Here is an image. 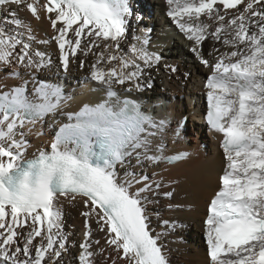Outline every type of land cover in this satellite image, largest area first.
I'll return each instance as SVG.
<instances>
[{"label": "snow or ice", "instance_id": "snow-or-ice-1", "mask_svg": "<svg viewBox=\"0 0 264 264\" xmlns=\"http://www.w3.org/2000/svg\"><path fill=\"white\" fill-rule=\"evenodd\" d=\"M166 3L167 15L210 70L206 121L223 137L226 166L204 222L209 264H264V0ZM18 11L48 19L65 73L73 60L85 66L80 55L94 56L88 78L104 96L67 113L50 151L25 158L27 146L17 131L55 115L70 97L54 84L39 83L31 93L27 81L0 84V264H61L68 234L58 197L80 198L87 209L78 264H168L159 237L151 234L147 207L162 185L134 170L145 161L167 159L157 138L166 121L157 122L115 90L119 85L126 93L142 92L144 72L161 59L148 51L146 34L121 49L131 15L128 0H0V70L10 69L11 76L52 63L33 48L30 24ZM209 40L228 50L213 46L210 61L202 54ZM92 217L105 234V247L93 236Z\"/></svg>", "mask_w": 264, "mask_h": 264}, {"label": "bare ground", "instance_id": "bare-ground-1", "mask_svg": "<svg viewBox=\"0 0 264 264\" xmlns=\"http://www.w3.org/2000/svg\"><path fill=\"white\" fill-rule=\"evenodd\" d=\"M149 1L151 5L144 0H128L132 13L136 14L139 2L142 3L140 8L145 13L151 11L147 22L152 25L153 33L147 35L150 41L147 48L149 52L158 54L161 59L157 66L144 72L141 78V84L144 87L142 92L126 93L119 85L115 90L120 96L138 99L144 108L152 111L157 122L165 118L169 119L157 137L162 144L164 156L178 151L189 153L184 160L173 165H168L161 159L155 162L145 161L142 168L134 169L148 175L150 183L155 180L162 185L159 194L152 196L153 202L147 206L151 219V234L159 237L158 243L162 245L168 264H208L207 241L205 231L202 229L205 230L208 201L220 188V177L226 166L223 150L218 144L209 141L201 125L200 115L204 106L203 98L198 92L202 90L200 84L204 75L210 70L191 51L192 42L187 40L167 15L169 6L166 0ZM18 18L30 24L36 39L33 48L47 53L52 63L49 68L31 74L18 69L20 76L9 75L10 69L6 73L0 72V84L15 86L27 81L29 93L39 83L54 84L63 89L66 97H70L55 115H49L36 121L35 124H26L23 129L17 131V139L23 140L27 146L25 158H33L38 151H50V144L57 129L68 122L67 113L78 111L84 104L94 105L102 99L104 93L96 82L88 78L90 64L95 60L94 56L85 58L80 55L79 59L85 60V66L81 68L79 60H73L69 71L65 73L60 67L59 49L52 39L56 33L50 27L48 19H33L26 11H18ZM144 20L145 18L141 16L133 20L134 29L121 41V47L136 43L135 37L143 39L146 34L142 33ZM164 32L169 35L162 37ZM40 40H46L48 43H38ZM213 46L221 48L222 51L228 50L219 43L206 41L202 46V54L210 61L213 57H210L208 53L212 52ZM166 65L176 67L177 71L171 72ZM149 84L151 87L147 86ZM181 115H187L189 119L182 128V134L175 137L171 128H174ZM189 120L191 126H189ZM20 131L24 133L22 137L19 135ZM35 134H42V136L36 138ZM201 141L206 143L205 148L200 147ZM117 172L121 177L124 175L123 168L118 167ZM158 172L160 173L157 176L153 175ZM169 191L172 192V196L168 198L164 193ZM173 206L175 208L171 209ZM57 207L62 217L63 214L74 217L78 215L79 220L85 218L82 213L87 210L80 198L73 201L69 197H58ZM164 220H168L169 224L164 225ZM89 223L92 225L94 238L99 239L101 246L105 247V234L96 230L95 218H90ZM191 226L198 227L197 231L202 234L196 235L197 232L192 231ZM81 229L85 231V226H81ZM68 240L72 245L68 248L67 254L63 255L61 264H78V255L76 257L75 253L80 251L76 245L79 239L74 227ZM82 240L78 241V245ZM96 259L102 261L104 258L97 256ZM117 264H124V262L118 260Z\"/></svg>", "mask_w": 264, "mask_h": 264}, {"label": "rangeland", "instance_id": "rangeland-1", "mask_svg": "<svg viewBox=\"0 0 264 264\" xmlns=\"http://www.w3.org/2000/svg\"><path fill=\"white\" fill-rule=\"evenodd\" d=\"M145 1V3H148V4H150L151 5V3H150V1L149 0H144ZM136 5H137V3H136ZM142 6V3L141 2H139V5H138V9H137V12H136V14L135 13H132L133 11H131V15H129V18L127 19V33H126V35L128 34V33H130L131 32V30H133L134 28H133V25H134V23H133V20L134 19H139V17L141 16V17H143V18H145V20H144V24H143V29H142V33H146V35H151L152 33H153V27H152V25H149V23L147 22V19H149V17H150V15H151V11H149V12H147V13H145V11H143L140 7ZM171 21H172V19H171ZM147 23V24H146ZM145 29H147V31H144ZM152 31V32H151ZM178 31V30H177ZM164 34V35H163ZM169 34H167V32H164V33H162V37H166V36H168ZM54 45H56L57 46V44H56V42H55V40H54ZM129 45V44H128ZM128 45L127 46H122L121 47V49H127V47H128ZM55 46V47H56ZM58 47V46H57ZM56 47V48H57ZM58 49V48H57ZM172 62H174V60H171ZM9 69H3V70H0V72H4V73H6L7 71H8ZM185 75V74H184ZM164 88V87H163ZM181 98H182V96H181ZM189 118L187 117V120H188ZM190 120H189V126H191L190 125ZM171 129H173V128H171ZM35 136H36V138H40V136H42V134H35ZM167 171V170H166ZM165 172V171H164ZM160 172H158V173H155V176H157L158 174H159ZM169 198V197H168ZM170 208V207H169ZM175 207L173 206V207H171V209H174ZM64 217V218H63ZM63 217H62V230H63V232L64 233H68V236H70V235H72V233H73V227H74V230H75V234L77 235V238L79 239V240H81V239H83V233H84V229H81V226H83L84 224H85V218L84 219H81V220H79V217H78V215H76V217H74V216H70V215H66L65 216V214H63ZM75 219V220H74ZM79 221H80V223H79ZM91 222H92V220H91ZM73 223V224H72ZM193 225V224H192ZM199 228L197 227H195V226H191V230L192 231H194L195 233H196V235H200V234H202L201 232H199V231H197ZM203 231H205L204 229H202ZM69 231V232H68ZM66 233V234H67ZM174 233V232H173ZM179 239V238H178ZM79 240H77L76 241V245L78 246V241ZM72 244H71V242L68 240V243H67V251L64 253L65 255L67 254V252H68V248L71 246ZM78 253L79 252H76L75 253V256L77 257V255H78ZM63 254V255H64ZM208 264H209V259H208Z\"/></svg>", "mask_w": 264, "mask_h": 264}]
</instances>
